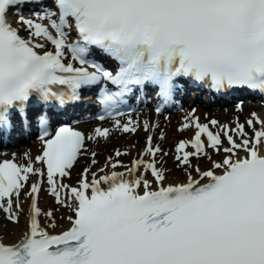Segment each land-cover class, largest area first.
<instances>
[{
  "label": "snow or ice",
  "instance_id": "snow-or-ice-1",
  "mask_svg": "<svg viewBox=\"0 0 264 264\" xmlns=\"http://www.w3.org/2000/svg\"><path fill=\"white\" fill-rule=\"evenodd\" d=\"M27 2L0 0V127L10 126L17 111L27 120L34 100L62 106L79 99L83 87L103 85L98 102L109 117L122 116L125 94L148 84L158 88L160 112L181 76L218 92L246 87L264 93V0H46L31 18L18 17L28 30L25 37L7 13ZM95 49L116 66L90 61ZM35 120L45 145L36 161L46 173L31 160L0 161V211L12 223L24 211L21 191L29 176L39 177L26 193L31 205L25 231L11 243L0 236V264H264V120L256 113L246 122L251 136L243 123L220 126L230 147H222L221 132L197 117L184 124L197 130L176 147L187 180L167 185L155 159L161 149L152 146L151 136L145 154L152 160L134 159L126 172H91L90 180L85 169L78 187L64 184L85 137L63 126L47 138L48 114L41 110ZM134 123L131 117L124 124L114 119L125 133L137 130ZM108 134V128L95 129L96 137ZM202 135L208 147H222L225 155L207 171L197 166L194 177L190 157L203 152ZM188 144L194 152L185 150ZM45 175L56 202L74 213L68 217L71 227L57 234L40 220L37 199ZM44 215L54 229L52 211Z\"/></svg>",
  "mask_w": 264,
  "mask_h": 264
},
{
  "label": "bare ground",
  "instance_id": "bare-ground-1",
  "mask_svg": "<svg viewBox=\"0 0 264 264\" xmlns=\"http://www.w3.org/2000/svg\"><path fill=\"white\" fill-rule=\"evenodd\" d=\"M258 109L264 110V103L241 102L237 106L234 105L225 108L197 105L193 109L190 107H185L178 113H169L166 118H163V114L158 115L156 113H153L152 110L146 109L142 110L141 112H136L135 114L119 118L121 124L128 123L129 117H131L132 121L135 122L130 126L136 127L137 130L135 132L127 133L123 132L121 128L116 127L114 124V120H106L104 122H99L97 120L84 121L82 122V127H84L87 131V138L83 150L86 147L89 136H94L95 142L98 141V144H95L94 142L92 145V147L94 146V148L97 150V156L95 159L98 158V163L103 165L104 169L103 172H100V169H98L97 167L99 166L97 165L98 163L93 164V160H91L90 162L88 161L87 167L85 168L89 169V172L87 174L88 179H91V172H96L99 176L108 174L112 170H117V167L115 169L112 168V163H114L115 157L111 152L114 150V148H118V150H121V152L123 151L128 154L136 155L131 158L129 166H127L120 172H126V169L131 168L134 158L138 157L142 153L143 159L149 161L152 160L153 157L145 154L144 151L145 144L148 143V137L151 136L152 146L155 147L158 145L161 149V151L156 154L155 158L157 168L163 170L164 175L166 176L164 184L167 185L185 183L187 180L185 167L187 166H181L178 168L175 165L177 155L176 147L180 141H191L197 130L194 126L184 128L183 125L186 123L190 124L193 117H197L201 124H209V127L213 131L223 132V129H221L220 127L221 125H227L229 129H235L237 123H243L245 124V131L249 134V136H251L252 129L245 123L246 121H244V115H251L252 113H254V111H258ZM249 118H251V116H249L246 120H248ZM213 119L218 121L217 125H211L209 123ZM146 121L149 123V128L147 130H145L144 128V123ZM97 127H100L102 129L108 128V136L96 137L95 129ZM256 128L259 129L257 125ZM230 134L233 135L234 139H236L237 142H240V137L236 133L230 132ZM17 136H25V134L19 131ZM35 137V135L31 137L30 141L34 140L33 143L24 145L23 147L21 146L22 148H4L0 157L13 156L16 157L21 164H27L29 160H31L34 167H42V164L36 161V157L42 154L43 144L42 141L36 140ZM224 138H226V136H224ZM177 139L178 141L176 142L175 150L170 151L171 144L174 142V140ZM202 139L205 141V148L203 152L198 155L196 163H193L192 159H190L191 167L188 168V171H190L194 177L197 176V173L195 172V168L197 166L201 171H207L209 168H211L212 161L219 162L223 159L225 153L223 152L222 147H230L227 141L222 140L221 150L218 152H214L210 147L207 146V138L205 137V135H202ZM142 140H144L143 144L140 143ZM185 150L193 152L195 151V149L192 148L191 144H188V147ZM205 152L207 153V155H204ZM239 155L243 157L245 153L243 151H240ZM109 158H111V160ZM167 163L168 165L165 166V164ZM77 164L78 163L76 162V164L71 169L67 170L69 174L73 173V168H75ZM141 171H143V169H141ZM83 175H85L84 171ZM144 175L147 179L154 181V178L151 176L150 172H145ZM67 177L68 176L62 178L64 184L70 185L71 187L79 186L80 180L78 181V183H73L72 179L74 178L71 177V179H68ZM38 179L39 177L36 175L29 176V180L24 186V188H26V193L30 191L31 184L36 182ZM40 187L41 190L38 194L37 203L38 207L41 209L40 220L42 226L47 228L48 231L52 234H57L62 231L68 230L71 227V221H69L68 217L73 216L74 213L68 207H63L59 204L58 207L60 209V214L58 216H53V218L55 219L56 227L54 229L50 228V220L44 215V213L51 210L47 207V205H49L51 201V197L49 196L50 191L48 189V184L45 177ZM155 187H157V185L153 182V188ZM26 193L23 195L21 194V205L24 211L19 216V223L10 222L6 219L5 214L0 211V236L3 237L5 242L11 243L17 241L26 229L27 213L31 205L30 197L26 196ZM63 198L64 197L62 194V199ZM43 200H45V203L42 202Z\"/></svg>",
  "mask_w": 264,
  "mask_h": 264
},
{
  "label": "rangeland",
  "instance_id": "rangeland-1",
  "mask_svg": "<svg viewBox=\"0 0 264 264\" xmlns=\"http://www.w3.org/2000/svg\"><path fill=\"white\" fill-rule=\"evenodd\" d=\"M11 17L14 18V19L16 18L15 15H11ZM17 19H18V17H17ZM181 109H183V108H180V110H181ZM254 113H256V115L262 117V119L264 120V110H259V109H258V111H255ZM248 116H249V115H247V116L244 115V119H245V121H246V118H247ZM163 117L165 118V116H163ZM177 141H178V139H177V140H174V142L171 144L170 151H174V150H175L176 142H177ZM93 142H94V139H93V137H92V138L88 141L87 148H86V150H84V154H83L82 157L80 158V161H79L78 165H77L76 168L73 170V171H74V172H73V173H74V174H73V178H74V182H76V183H77V182L79 181V179L81 178L84 169L87 167L88 161L90 162L91 160L94 159V160L96 161V163H98V158L95 159L96 156H97V150H96L94 147H92ZM140 143L143 144V143H144V140H142ZM95 144H98V141H96ZM146 146H147V145H146ZM117 151H119V152L121 153L119 156L116 155V152H117ZM214 152H216V151H214ZM93 153H96L95 156L92 155ZM111 153H112V155L115 157V161H114V163H115L116 161H119V164H117V166H119L117 171H121V170L124 169V167L129 166V163H130V161H131V158H132L133 156H136V155H134V154H128V153L123 152V151L121 152V150H118V148H117V149L114 148V150H113ZM102 155H103V153H102ZM91 158H92V159H91ZM196 158H197V156H194V157L192 158L194 163H195V161L197 160ZM97 165H99V166H97L98 169H103V165H101L100 163H98ZM166 165H168V163L165 164V166H166ZM175 165L179 168V167H180V165H179V161L176 160ZM206 167H208V166H206ZM206 167H204V168H206ZM22 194H25V192H23ZM43 202L45 203V200H44ZM44 207H45V206H44ZM47 207L50 208V209L52 210V212H53V216H58V215L60 214V209H59L57 203L53 200V197H52V199H51L49 205H47Z\"/></svg>",
  "mask_w": 264,
  "mask_h": 264
}]
</instances>
